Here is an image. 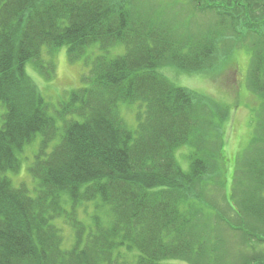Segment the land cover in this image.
<instances>
[{"label": "trees", "instance_id": "obj_1", "mask_svg": "<svg viewBox=\"0 0 264 264\" xmlns=\"http://www.w3.org/2000/svg\"><path fill=\"white\" fill-rule=\"evenodd\" d=\"M189 2L192 11L217 17L204 35L190 32L187 19L180 27L157 10L133 13L132 0H0V264L221 262L211 248L222 247L210 244L224 237L201 220L205 206L218 209L196 197V188L223 181L216 164L224 156L223 126L209 97L158 70L168 64L208 73L221 43L241 46L249 36L248 81L261 114L232 177L230 195L242 193L241 226L236 216L219 217L221 230L240 236L242 246L252 238L264 246V227L253 228L264 226V0ZM62 47L89 71L81 88L53 105L27 69L51 80ZM94 47L101 54L85 59ZM117 48L124 53L109 57ZM123 106L136 107L132 121ZM39 135L27 170L35 186L16 187L8 173L19 174L21 156ZM185 147L187 171L177 159ZM89 207L95 214L87 224L80 215ZM251 216L252 224L244 218ZM243 253L235 264H264V253Z\"/></svg>", "mask_w": 264, "mask_h": 264}, {"label": "rangeland", "instance_id": "obj_2", "mask_svg": "<svg viewBox=\"0 0 264 264\" xmlns=\"http://www.w3.org/2000/svg\"><path fill=\"white\" fill-rule=\"evenodd\" d=\"M132 5L133 13L137 14H146L147 12L157 10L160 13L159 17L162 21H170L173 23L169 22L171 25L178 24L181 27L182 23L187 19L190 22V32L198 35H204L217 21V17L214 14L202 15L192 11L189 0H132ZM231 41L219 45L216 56L207 66L209 70L208 73H189L168 64H165V67H160V70H158L161 75L177 86L181 78L188 77V82L183 88H187L202 97H209L216 105L215 120H217V124L223 126V135H220V138L224 142V156L220 159V164L216 162L218 167H222L223 181L218 177L217 181L223 182V184L209 181L204 189L198 185V188H196V197L202 196L205 200V205L208 204L215 210L218 209V212L211 213L205 206L204 216L201 217V220L211 234L223 236L229 243V247L227 246L225 248L226 240L222 238V241L220 239L217 243L210 244V247H222V249L218 250L211 248V255L218 257V262L221 259L219 263L225 264H231V261L235 264V256H240L242 250L244 253L247 251L264 253V246L259 245L253 238L252 240L249 239V247H244L241 245L242 240L240 236L238 238H232L233 236L231 237L227 231L221 230V227H224V221H222L224 219L226 221H234L235 218L234 225L241 226V216L237 211L242 202V193L234 192L233 195H230V191L233 188L232 177L238 165V160H246L245 154L249 152L252 144L251 138H253L255 120H257L259 114H261V101L256 94L252 92L248 81L254 39L249 36L246 40H243L244 43L241 46H237L240 45L239 43L241 41L237 39ZM123 53V48H117L111 50L108 55L109 57H115ZM99 54H101V52L98 47H94L84 58H89L91 60ZM43 59L48 61L49 57L45 54ZM54 64L56 70L51 80H45L39 73L31 71L30 67H28L27 70L29 77L35 82L44 99L53 105H57L59 102L63 101V99L67 98L71 91L83 86L82 77L88 73L89 66L87 65L88 62L84 59L71 62L67 47L59 49L56 53ZM197 74L202 78H195ZM205 84H211L215 89L214 95L209 96L203 94L202 89ZM122 108L124 117L128 121H132L136 107L123 106ZM40 142L41 136L39 135L36 137L33 144L25 150V153L21 156L22 170L18 175L8 173V177L12 179L16 187L20 184H26L30 189L34 188V182L27 170L30 165V160L38 151ZM187 155H190V151L187 150L186 147L177 153V159L186 171L189 170L188 166L190 164V160L188 158L186 160ZM218 158L219 156L217 159ZM212 175L214 176L215 174ZM227 205L231 210H226L228 208ZM239 211H241V209ZM94 214L93 208L89 207L88 213H82L80 218L89 224L91 223L89 216ZM219 214H222L221 216L224 219L219 217ZM244 218L251 224L254 221L252 216L251 218ZM263 227L264 226L260 225L253 228L259 231ZM66 230L67 234H71L68 229ZM68 236L69 235H66V238H68ZM221 242H224V244ZM233 248L237 251H233ZM241 258L242 256L240 260ZM240 262L241 261H239L238 264H241Z\"/></svg>", "mask_w": 264, "mask_h": 264}, {"label": "clouds", "instance_id": "obj_3", "mask_svg": "<svg viewBox=\"0 0 264 264\" xmlns=\"http://www.w3.org/2000/svg\"><path fill=\"white\" fill-rule=\"evenodd\" d=\"M195 78H202V77H200L197 74ZM188 79H189L188 77L181 78L179 80V82H178V86H181V87L185 86L187 84V82H188ZM202 90H203V94H205V95L212 96V95L215 94V89L211 86V84H205L203 86V89Z\"/></svg>", "mask_w": 264, "mask_h": 264}]
</instances>
